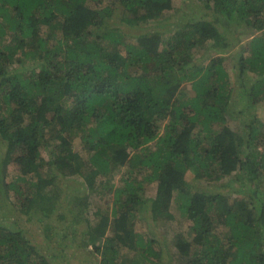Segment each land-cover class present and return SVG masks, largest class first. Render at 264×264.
I'll return each instance as SVG.
<instances>
[{
    "label": "trees",
    "instance_id": "1",
    "mask_svg": "<svg viewBox=\"0 0 264 264\" xmlns=\"http://www.w3.org/2000/svg\"><path fill=\"white\" fill-rule=\"evenodd\" d=\"M188 1L0 0V264L63 261L21 220L72 242L111 192L83 218L100 264H264V0ZM139 219L190 241L171 253Z\"/></svg>",
    "mask_w": 264,
    "mask_h": 264
},
{
    "label": "rangeland",
    "instance_id": "2",
    "mask_svg": "<svg viewBox=\"0 0 264 264\" xmlns=\"http://www.w3.org/2000/svg\"><path fill=\"white\" fill-rule=\"evenodd\" d=\"M94 3L91 2V5H93ZM174 6V8L178 9L180 8L181 11H185L187 13H191V14H196L195 12H193V10L195 8H197V6L194 3H191L188 0H172V7ZM115 8H117L115 6ZM193 12V13H192ZM116 14V13H115ZM168 19L170 22L175 21L177 18L176 16H173V14L169 13L168 15ZM224 65L226 68H228L229 73H231L232 75V66H233V62L231 61H226L224 62ZM240 106H236L234 109L233 114L237 111V108H239ZM253 114L255 115L256 118H258L261 122H264V104H260L258 107H256V110L252 111V117H251V111H250V116H249V120H251L253 118ZM229 120V125H231V127L233 129H238V132H242L244 130H246V125L250 122L248 119L243 118L242 116H238L237 114H234V116H231L228 118ZM240 134V133H239ZM241 135V134H240ZM15 166H11L9 168V171H13ZM125 169H116L113 171L114 174V178H113V189L117 186H119L120 181H121V177L122 174L124 173ZM230 185L232 186V188H230L228 190V192H234L235 190H238L240 188H243L240 192H242L244 189L245 191L243 192V194H245L246 192L250 191L249 187H239L240 185L234 180H232L230 182ZM150 187L147 188V193L146 195H151L153 196V186L154 185H149ZM113 193L111 192L109 194V198L106 201V198L101 200L99 199V197L97 196L96 200L93 201V203H89L88 208L86 211L92 212V213H82L79 214L82 219L80 221H77V217L75 218V221L77 223H75V227L74 229L77 230L76 233L78 235V238L75 241L72 242H67L64 241L65 240V233L60 231L61 230V226H63L64 224H55V228L57 230H53L55 234L54 239H50V242H46V240L44 241L43 237L41 236L40 232L37 230L36 228V224L37 222L35 221H26L24 219L21 220L20 223H22L25 231H27L29 237L33 240L34 244H38L40 246V248H42L43 250L45 249L43 247V245L47 248H51L50 250H47L45 252L50 253L52 252L53 249V244H55L56 246H58V249L62 250L63 252L61 253V255L63 256V261L61 259L59 260H54L53 264H100L101 256L99 253H96L97 251L94 250L93 245L90 243L88 244L87 248H84L81 244L82 241L85 237L86 231L88 230V226L87 223L83 220V218L85 219H90L92 222L96 221V211H100L101 209H106V204L107 202H109V204L112 203V197ZM75 205L71 204H66L64 206H62V208L60 209L63 213L65 212V217L67 221H72L71 219L74 216V214L77 212L76 209L74 208ZM63 209H65L66 211H64ZM78 210V208H77ZM108 210V209H107ZM86 214V215H85ZM77 216V215H76ZM57 213L52 215V219H51V223H54L57 221ZM164 224L157 221H154L152 219H150L149 221H141L140 219L138 221H136V228L140 233H144L147 232V229L149 228L156 236L157 240H162L163 241V245L165 249H170L171 253L174 250V247L171 246V244H173L171 242V240H173V235H175V233H180L183 234L185 236V238L187 239V241H190L191 235L189 233L188 227L186 222H184L183 220H178L175 221L173 224H170V226H163ZM167 236V237H166ZM60 238V240H58ZM64 239V240H63ZM44 243V244H43ZM103 244V240H99L98 244H96L95 246H99L101 247ZM124 251V250H123ZM66 254V255H65ZM164 259L162 261V264H165L166 256H167V252H164ZM62 258V257H60ZM172 261H176V258L173 257Z\"/></svg>",
    "mask_w": 264,
    "mask_h": 264
}]
</instances>
